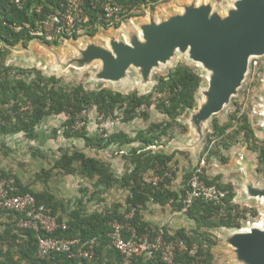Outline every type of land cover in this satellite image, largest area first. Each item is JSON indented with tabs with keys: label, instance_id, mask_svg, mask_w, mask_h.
Returning a JSON list of instances; mask_svg holds the SVG:
<instances>
[{
	"label": "trees",
	"instance_id": "1",
	"mask_svg": "<svg viewBox=\"0 0 264 264\" xmlns=\"http://www.w3.org/2000/svg\"><path fill=\"white\" fill-rule=\"evenodd\" d=\"M121 1L131 5L130 12L125 17L126 20L142 15L147 6L151 5L155 8L162 0ZM63 2L64 0H27L22 8H18L12 0H0V42L5 47H13L20 43L28 45L35 38L24 29L18 31L16 27L22 26L26 21L34 22L51 11L53 7L61 6ZM39 6L42 7L41 13L36 11ZM87 6L91 8L93 27L84 33L94 36L99 31V27L108 28V25H105L101 19L100 7L92 9L90 0H87ZM120 25L118 24L116 27H120ZM78 37L79 34L74 32V39H78ZM42 41L47 44H58L47 40ZM3 50L2 48L0 53ZM251 66L254 67L252 63ZM26 75L29 77L28 79ZM60 81L61 78L57 75H48L38 67L6 65L5 59L0 57V134H23L30 140H36L39 137L38 126L46 117L64 114L67 117L63 124L66 138L81 139L87 147L98 150H105L112 146L132 145L129 154L126 155L130 165L122 176H118L108 162L97 157H90L80 149L64 152L53 166L54 169L62 170L66 174L78 172L82 176L94 179L102 189L115 186L127 189L126 208L114 205L102 211L89 213L85 210L84 202L81 199L79 207L71 210L69 214L67 219L69 227L54 232V236L80 237L84 241L96 238L98 242L96 251L100 259L93 262L69 258L67 254H58L49 259L40 258L38 256V232L20 228L17 225L18 215L7 214L6 211L0 209V264H51L52 261L64 264H114L105 261L102 257L104 249L111 245L109 237L111 220H126L140 234L153 233L155 229L141 219L140 206L146 205L148 201H153L164 205L172 202L177 210H182L185 207L184 199L189 189L193 170L184 174L183 186L180 190L170 189L174 179L170 165L176 152L168 154L163 150L155 149V147L162 145L163 139L167 137L174 138L177 127H187L180 121V117L197 106V95L204 82L203 76L187 64H178L169 71L167 76H159L158 83L148 94H140L137 91L124 94L107 86L96 91H88L85 85L79 84L72 88L61 85ZM166 90L169 93L168 99L160 101L158 108L166 115L167 121L152 122L148 128L142 129L135 136H131L124 130L91 135L85 124L81 129L76 127L80 120L87 123L84 113L87 114L94 107L98 114L104 118L115 117L119 109H124L123 121L131 122L140 115L138 112L140 107L149 106L148 102L155 92L160 93ZM144 116L148 117L149 114L144 113ZM240 121V128L244 131L248 147L258 154L259 163L264 165V142L260 145L254 144L256 132L247 115L244 114ZM233 125L234 122L231 120L221 126L220 122L215 119L213 132L207 136L201 156L207 153L209 145L216 142L217 134L225 133ZM137 142L139 145L135 146ZM53 168L44 169L38 178L47 183L52 176ZM151 169L155 170L156 175L162 176L163 179L156 183L153 180H146L145 174ZM166 171H171L172 177L165 176ZM0 172L3 175L15 176L4 169H0ZM15 177L21 187V193L32 192L39 204H45L56 215L60 209L65 210L63 201L49 189L36 192L30 186L24 185L19 177ZM203 177L208 184H217L219 188L228 190L229 193L221 204L198 198L188 206L186 213L196 221L197 228L215 230L240 227L241 218L245 216L239 206L235 204L237 190L232 184L221 182L220 176L209 178L204 172ZM91 197L94 198L95 194L93 193ZM131 213L132 216L127 219L126 217ZM256 214L257 212L254 211V215ZM58 217L60 221L65 220L61 215ZM178 235L189 243H199L201 252L206 256V264H213L211 246L218 242L214 233L208 232L203 238L204 240H198L183 231ZM179 259L185 260L186 257L181 256Z\"/></svg>",
	"mask_w": 264,
	"mask_h": 264
},
{
	"label": "rangeland",
	"instance_id": "2",
	"mask_svg": "<svg viewBox=\"0 0 264 264\" xmlns=\"http://www.w3.org/2000/svg\"><path fill=\"white\" fill-rule=\"evenodd\" d=\"M197 2H209L213 5L215 10L222 15H225L227 9L236 5V0H196ZM193 0H162L155 8L151 5L144 8L142 15L127 18L120 27H99L98 34L92 37L91 40L96 42L109 43L111 35H116L118 38L126 35L130 27H137V25L149 20L150 14L154 15L156 19L167 16L181 9L183 4L192 3ZM142 12V11H141ZM127 28V29H126ZM85 39V40H84ZM42 40L34 39L30 44H18L13 47H5L0 42V50L4 49L0 57L5 59L6 65L19 66V67H33L29 66L30 63L27 58H38V54L34 52L28 53V46H37ZM90 41L89 36L84 35L79 39H68L67 43L73 44L82 43L86 44ZM35 42V43H34ZM66 43V42H65ZM62 44V43H61ZM33 48V47H31ZM62 52V48H59ZM27 53V54H26ZM29 56V57H28ZM47 58V57H45ZM259 66L257 68L250 67L245 75V78L239 87L237 93L230 98L228 104L217 114L213 115L209 124L205 129V138L197 148V155L189 153L186 159H189L188 164H172L171 171L174 173V180H180L184 176L186 170H194L196 167L202 166L204 172L208 171L210 178H215L217 175L223 176V182L232 184L237 190L235 204L243 211L245 217L241 218L240 227L246 226L248 222H260L264 218L263 203L254 197L246 194V185L252 182L261 183L264 186V165L259 163L258 154L252 151L247 144L244 131L240 128L241 118L247 115L255 132L256 138L254 144L260 145L264 142V126L263 113H264V55L257 57ZM178 64H187L198 71L204 78L197 95V106L193 110L184 113L180 119L187 127H179L180 131H185L188 128V122L192 113L197 112L200 104L205 101L206 91L209 88L208 73L201 67L199 63L191 60L189 55L177 52L176 55L166 64H163L160 69H156L152 74V80L148 85H143L141 77L136 71L131 72L130 78L126 82L116 83L111 85L110 82L97 81L95 71L98 68V63L87 70H80L73 67H68L64 70L51 69L41 65H37L46 74H55L61 78L60 84L66 87H75L79 84L85 85L88 91H96L104 86L111 87L115 90L121 91L124 94L137 91L140 94H148L153 91L155 85L158 83L159 76H167L170 70L175 68ZM26 78L29 77L26 75ZM168 91L160 93L155 92L153 97L149 100V106L145 105V110L131 122H124L120 120L117 126L111 131L124 130L131 136H135L142 129H146L152 122L167 121L166 115L158 108L160 101L168 99ZM124 109H119L117 116L124 118ZM144 113L149 116H144ZM87 118L85 127L87 131L94 135L101 132L98 130L99 115L94 107L91 111L84 114ZM115 117L109 118L115 119ZM64 114L45 118L41 125H39L40 137L38 140H30L23 134H0V169L13 172L18 176L24 184L39 185L42 188L44 184L56 193V197L61 199L66 207L78 206L79 201L82 199L84 202L85 210L89 213L95 211H102L108 207L107 197L99 194L100 198L104 201L95 199L97 195L92 198L93 192L99 189L94 179L76 174H66L62 170L54 169L53 166L64 152H73L76 149L83 150L90 157H97L111 164L113 170L119 175L123 173L126 163H124V155L129 154L132 145L125 147L112 146L105 150L92 149L85 145V142L78 138H66L64 135V121L66 120ZM217 119L221 126L229 123L231 120L234 125L227 129L225 133L217 134L215 137L216 142L209 145V149L201 160V152L205 147L207 136L213 132V122ZM240 119V120H239ZM169 121V120H168ZM82 122V120H80ZM216 135V136H217ZM181 139L184 137L180 136ZM165 143V142H164ZM172 142L155 147V149H165L167 152L174 151L172 149ZM182 151L181 149H176ZM185 154H182V157ZM184 157V156H183ZM193 159V160H192ZM194 161V163H193ZM53 173L48 183H44L38 179V175L42 173L43 169H52ZM127 168V167H126ZM208 176V175H207ZM208 176V177H209ZM156 177V174L154 175ZM98 187V189H97ZM96 190V191H95ZM113 197L119 195L118 190H112ZM110 195V196H111ZM125 196L121 197L125 201ZM92 198V200H91ZM101 204V205H100ZM109 208V207H108ZM73 210V209H71ZM254 211L257 212L254 215ZM236 230V227L223 228L215 230L218 240L223 241V235ZM222 243V247H224ZM226 247V246H225ZM226 248H223L222 254L225 257ZM227 263L228 260L226 259ZM229 264V263H228Z\"/></svg>",
	"mask_w": 264,
	"mask_h": 264
},
{
	"label": "water",
	"instance_id": "3",
	"mask_svg": "<svg viewBox=\"0 0 264 264\" xmlns=\"http://www.w3.org/2000/svg\"><path fill=\"white\" fill-rule=\"evenodd\" d=\"M236 1L222 15L211 3L193 0L159 19L150 14L149 20L130 27L123 37L111 35L109 43L90 40L78 46L69 42L73 51L63 56L45 42L36 43L52 55L51 69L74 66L87 70L98 63L94 78L112 84L126 82L134 70L142 84L148 85L156 69L178 51L187 53L208 73L210 84L205 101L189 120L199 135L196 143L199 145L212 116L237 93L252 59L264 55V0ZM246 194L259 199L264 206L261 183L247 184ZM246 227L243 230L236 227L223 239L231 246L238 264H264V218L247 223Z\"/></svg>",
	"mask_w": 264,
	"mask_h": 264
},
{
	"label": "built area",
	"instance_id": "4",
	"mask_svg": "<svg viewBox=\"0 0 264 264\" xmlns=\"http://www.w3.org/2000/svg\"><path fill=\"white\" fill-rule=\"evenodd\" d=\"M26 1L12 0L18 8H22ZM90 5L92 9L101 8V19L108 27L122 24L131 7L130 4L121 0H90ZM90 9L87 6V0H64L61 6L53 7L43 17L37 18L34 22L26 21L16 29L26 30L35 39L58 44L65 43L68 39H74V32L80 36L93 27ZM36 11L41 13L42 7H37ZM251 63L255 68L259 66L257 58H253ZM145 109L143 105L138 112L141 113ZM120 120H123V117L110 120L99 115L98 130L101 134L112 133L114 131L111 129H114ZM84 124V121H79L76 127L81 129ZM203 175L202 166L192 171L183 211L186 212L188 206L198 198L221 204L228 196V190L219 188L217 184H208ZM165 176L172 177V172L166 171ZM162 179V176H156L153 181L156 183ZM20 191L21 187L15 176L3 175L0 172V209L6 211L7 214L18 215L17 225L20 228L38 232V256L40 258L49 259L58 254H67L69 258L85 259L89 262L100 259L96 251L98 246L96 238L84 241L80 237L54 236L56 230L67 229L68 222L60 221L58 215L54 214L48 206L43 203L39 204L32 192L21 193ZM131 216L132 213L126 218ZM110 226L111 245L121 255L120 264H132L134 259L146 254L159 257L165 264H206V256L201 252L199 243H189L182 236L170 234L163 227L155 229L153 233L140 234L126 220H111ZM240 229H247V227L241 226ZM181 256L186 259L180 260ZM51 264L64 263L52 261Z\"/></svg>",
	"mask_w": 264,
	"mask_h": 264
},
{
	"label": "crops",
	"instance_id": "5",
	"mask_svg": "<svg viewBox=\"0 0 264 264\" xmlns=\"http://www.w3.org/2000/svg\"><path fill=\"white\" fill-rule=\"evenodd\" d=\"M97 34H98V32H97ZM84 35L89 36L90 40H91L92 37L96 36V35L91 36V35H88V34H82V35H80L78 37V39L81 38ZM76 45L84 46L85 44L76 43ZM48 46L51 49H55L56 51H58L61 56H63L68 51H73L72 47H70V44L67 43V42L66 43H62V44H48ZM28 47L29 48L27 50H28L29 54H30L31 51L38 54V58L37 59H34L33 57H29L28 56L29 58H27V60L30 63H33V64H28L29 66L37 67V65H41V66L50 68V64H51V61H52V55L47 50V48H45L41 44H38L35 47L31 46V45L28 46ZM31 47H33V48H31ZM59 48L63 49L62 52L60 51ZM45 57H47V58H45ZM70 67L76 68L74 66H70ZM110 84L114 85L112 83H110ZM53 116H59V115H51V116H48L46 118L53 117ZM180 121H181V119H180ZM184 125H186V124H184ZM38 128H39V126H38ZM38 132H39V130H38ZM126 133H128V132H126ZM180 136L184 137V139H181ZM39 137H40V133H39ZM198 139H199V135L196 133V131L193 129V127L189 123L188 124V129L183 131V132L179 130V127H177V131H175V137L174 138H170L169 139L167 137V138L163 139V141H162L163 144L162 145L167 144L169 142L170 143L172 142V147H173L172 149H174V151L167 152L165 149H160V150H163L165 153H168V154L176 152L174 160L172 161V164H177V165L180 164V163L188 164L189 163V159H186L188 154L192 152L195 155H197V148L200 145V144L196 145V143L198 142ZM36 140H38V139H36ZM202 142H204V139H203ZM138 145H139L138 142L135 143V146H138ZM118 147H120V146H118ZM125 147H127V146H124L121 149L122 152L124 151ZM176 149H181L182 151H179V150H176ZM184 151H188L189 153L188 152L185 153ZM182 154H185V155H183L184 157L183 156L180 157ZM204 156H200L201 160L203 159L202 157H204ZM124 157H125L124 158V163H126V167L128 168L130 164L128 162V159L126 158V155H124ZM175 162H177V163H175ZM193 163H194V161H193ZM126 167H125L123 173H121L120 175L118 173H116V174L118 176H122L123 174H125V172L127 170ZM5 171H7V170H5ZM187 171H191V170H186L185 173ZM7 172L13 174V172H9V171H7ZM155 174H156L155 170L151 169L148 173L145 174L146 180L152 181L155 178L154 177ZM206 175L209 176L207 170H206ZM218 176H220V181L223 182V176L219 174V175H217L215 177H218ZM209 178H210V176H209ZM183 181H184V176H182V178L180 180H178V179L174 180L173 179L172 184L170 185V189L176 190V191L180 190V188H182V186H183ZM21 182H22V180H21ZM95 183H96V181H95ZM223 183H225V182H223ZM24 185L30 186V188L33 189L36 192H41V191H44L46 189H49L52 193H54L56 195V193L51 189V186L47 187L46 184L42 185L43 186L42 188H40L39 185L38 186L37 185H32L31 186L30 184H24ZM97 189H98V187H97ZM101 189L102 188H100V186H99V189L97 191L95 190L96 192H93L95 194V196L97 195V197L95 199H98L99 201H104L102 198H100V195H99V194H103V197H105V196L107 197V199H106L107 200V204H110V205H108L109 208L114 206V205H118V206L121 205L123 209L126 208L125 207V201L123 199L121 200V197H123L125 195L127 197V194H128V190L127 189H124V188H121V187H118V186L111 187V188H103L102 190ZM112 190H118L119 191V195L113 197L111 195V191ZM77 207H79V205L78 206L76 205V206H73V207H66L65 204H64L65 210L60 209L58 215L63 216L65 221H67V219L69 217V214L71 212V209L74 210ZM84 208H85V206H84ZM98 211H100V210H98ZM139 212L141 214L142 221L146 222L149 226H151L154 229H157L159 227H163L170 234L178 235L179 232L183 231L187 235H189L191 237H194V238H196L198 240H201V239L205 238V236H206V234L208 232H212V233L215 234V230H217V229L208 230L207 228H200V229L197 228L196 221L194 219L190 218V216L185 211H183V209L182 210L175 209V206L173 205L172 202H169V203L164 205V204L156 203V202H153V201H148L146 203V205H144V206L142 205V206L139 207ZM220 229H223V228H219L218 230H220ZM222 243L226 247L225 246L222 247ZM223 248H226V253H225V257L226 258H224V256L221 255ZM211 251H212V254H213V264H228V263L229 264H238L235 261V259H234V253H233V251L231 249V246L224 240L223 241L218 240L217 244L212 245L211 246ZM102 257H103V259L105 261H110V262H113L114 264H120L121 263V255L118 253V251L112 245H109V246H107L104 249V251L102 253ZM226 259L228 260V263H227ZM132 264H165V263L162 262L159 259V257H157V256L151 257V256L146 254V255H143L141 257H138V258L134 259Z\"/></svg>",
	"mask_w": 264,
	"mask_h": 264
}]
</instances>
